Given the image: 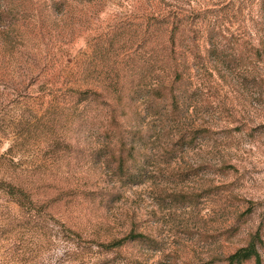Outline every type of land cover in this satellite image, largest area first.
Returning <instances> with one entry per match:
<instances>
[{
	"label": "rangeland",
	"instance_id": "374dc122",
	"mask_svg": "<svg viewBox=\"0 0 264 264\" xmlns=\"http://www.w3.org/2000/svg\"><path fill=\"white\" fill-rule=\"evenodd\" d=\"M233 1L0 0V264H264V49Z\"/></svg>",
	"mask_w": 264,
	"mask_h": 264
},
{
	"label": "trees",
	"instance_id": "16d2710c",
	"mask_svg": "<svg viewBox=\"0 0 264 264\" xmlns=\"http://www.w3.org/2000/svg\"><path fill=\"white\" fill-rule=\"evenodd\" d=\"M242 4H245L246 6L247 14L249 15L252 23V29H254V34L260 38L259 46L260 48L264 49V0H234L232 3V9L236 10L234 13H237L238 10L242 12ZM233 47L234 48H232L230 53V66L235 67L241 66V64H243L242 62L244 61H252V59H254L256 56L255 54L260 52L259 47H255L254 45L243 47L239 41H235L233 43ZM119 163V171H122L123 169L125 171V160H120ZM127 168L128 167H126L125 171L126 176H132V171L130 169L127 170ZM137 237L141 238L142 235H130L128 238L135 239ZM251 256H254L256 261L258 260V256L252 245L229 256L227 259V264H242L243 260L248 259Z\"/></svg>",
	"mask_w": 264,
	"mask_h": 264
}]
</instances>
